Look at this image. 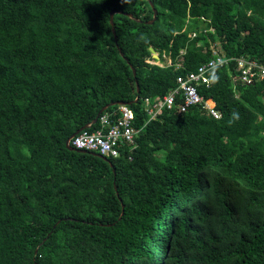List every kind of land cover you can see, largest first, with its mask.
Returning a JSON list of instances; mask_svg holds the SVG:
<instances>
[{
    "label": "trees",
    "instance_id": "trees-1",
    "mask_svg": "<svg viewBox=\"0 0 264 264\" xmlns=\"http://www.w3.org/2000/svg\"><path fill=\"white\" fill-rule=\"evenodd\" d=\"M214 49L233 60L199 91L222 117L148 123ZM241 57L264 64V0H0V264H264V82L234 80ZM112 103L136 144L69 149Z\"/></svg>",
    "mask_w": 264,
    "mask_h": 264
},
{
    "label": "built area",
    "instance_id": "built-area-1",
    "mask_svg": "<svg viewBox=\"0 0 264 264\" xmlns=\"http://www.w3.org/2000/svg\"><path fill=\"white\" fill-rule=\"evenodd\" d=\"M214 56L215 58L198 69L190 71L185 76H179L177 88L165 96L154 99L149 97L143 100L144 111L149 116L148 123L157 119L165 110L186 113L194 107L202 105H206L209 114L215 119L222 117L213 102L205 101L199 91L201 86L209 87L219 69L233 60L227 58L218 49H214ZM235 61L238 72L236 76H233L235 81L246 85L264 82V64L247 57H241ZM117 113L120 114L118 117H116ZM98 121L100 122L99 129L90 131L89 128L81 131L72 139V147L106 158H118L124 146L136 144L140 130L135 125V114L129 106L120 105L118 110L112 113L105 111Z\"/></svg>",
    "mask_w": 264,
    "mask_h": 264
},
{
    "label": "water",
    "instance_id": "water-1",
    "mask_svg": "<svg viewBox=\"0 0 264 264\" xmlns=\"http://www.w3.org/2000/svg\"><path fill=\"white\" fill-rule=\"evenodd\" d=\"M151 6H152V8H153V10H154V19H153L152 21H150L149 23H150V24H153V23L157 20V18H158V11L155 9V6H154L153 3H151ZM121 13H122V12H118V11H112V12H111L110 18H111V24H112V27H113V32H114V34H115V32H116V31H115V27H114V16H115L116 14H121ZM129 17L133 18L132 15H129ZM150 50H151V52H152V54H153V57H154L155 59L158 60V59H159V56H158V54L156 53V51L154 50V48H150ZM134 75L136 76V71H135V70H134ZM137 92H138V97H137V99L134 101V103H138V102L140 101L141 88H140L138 82H137ZM117 105H122V104H121V103H112V104H110V105L104 107V108L102 109V111L100 112V115H101L103 112L107 111L108 108L113 107V106H117ZM100 115H99V116H100ZM98 118H99V117H97V119H96L95 121H93L92 123L88 124V125L85 126L84 128L78 130L75 134H73V135L70 137V139L67 141V146L69 147V149L74 150V151H77V152H80V153H86V152H84V151H82V150H78V149H75L74 147H72V145H71V141H72V139H73L75 136H77L81 131H83V130H85V129L92 128V125L97 123ZM96 156H98V157H100V158H103V159H106L105 157H103V156H101V155H97V154H96ZM114 172H115V170H114ZM36 253H37V252H36Z\"/></svg>",
    "mask_w": 264,
    "mask_h": 264
},
{
    "label": "rangeland",
    "instance_id": "rangeland-1",
    "mask_svg": "<svg viewBox=\"0 0 264 264\" xmlns=\"http://www.w3.org/2000/svg\"><path fill=\"white\" fill-rule=\"evenodd\" d=\"M161 61H159L157 64H160L161 65V63H160ZM171 63V61H170V59H168V62L166 63V64H170Z\"/></svg>",
    "mask_w": 264,
    "mask_h": 264
}]
</instances>
